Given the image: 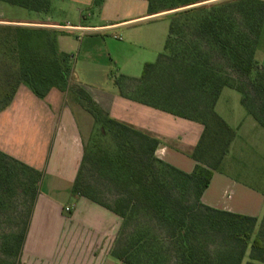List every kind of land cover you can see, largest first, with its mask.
Instances as JSON below:
<instances>
[{
	"label": "trees",
	"instance_id": "16d2710c",
	"mask_svg": "<svg viewBox=\"0 0 264 264\" xmlns=\"http://www.w3.org/2000/svg\"><path fill=\"white\" fill-rule=\"evenodd\" d=\"M146 1L149 2L150 14H157L208 0ZM104 2L94 0L93 5L100 10ZM250 2L246 4L253 7L254 3L251 5ZM0 3L39 15H48L52 6V0H0ZM258 3V10H247L253 13V17L245 22L247 32L239 28L236 30V21L231 18L228 22L225 15L218 12L200 15L194 23L201 36L208 39L212 46L210 49L199 43L177 44L175 40L178 37L176 28L180 29L188 20H192L190 15L198 13V8L171 14L166 45L157 61L147 63L139 78L119 74L114 80V86L121 96L204 126L200 142L190 155L197 162L192 173H186L157 157L161 140L113 119L95 102L76 81L74 56L60 51L56 30L0 26V35H4L0 36L4 38L0 57L6 56L5 59L13 61L17 77L15 82L7 81L4 91L6 99L0 112L9 107L20 86L26 85L40 99L57 89L66 93L67 100L71 101L72 98H68L71 91L77 100L82 101L85 111L96 124L91 152L98 155L102 173L114 183L118 200L112 206L81 188L87 151L85 146L72 193L76 197L90 199L122 219L116 246L112 250V257L117 261L123 264L243 263L258 218L209 207L202 202V196L210 186L214 172L221 169L237 135L236 130L216 111L223 90H236L248 114L264 128V66L256 58L264 24V2ZM244 5L240 12L246 11ZM181 18L184 19L183 24L178 20ZM216 52L249 80L255 89L254 92L250 91L252 94L247 85L236 84L225 73L222 62L216 64L213 56ZM71 82L75 85L71 86ZM0 156L34 175V185L37 182L41 184L43 172L2 152ZM39 185L26 192L30 201L27 204L25 229L16 239V264L20 263L32 208L40 192ZM190 205L192 212H195L193 216L185 213V208ZM153 221L158 223L160 229L156 230L150 225ZM261 224L262 233L253 238L251 261L246 264H264V218ZM129 226L134 227V232L126 242H122L121 235ZM206 230L224 233L230 242L239 244L240 251L229 249L230 253L225 258L212 256L208 246L197 238L199 231ZM0 264L12 263L0 261Z\"/></svg>",
	"mask_w": 264,
	"mask_h": 264
},
{
	"label": "crops",
	"instance_id": "0c3cea01",
	"mask_svg": "<svg viewBox=\"0 0 264 264\" xmlns=\"http://www.w3.org/2000/svg\"><path fill=\"white\" fill-rule=\"evenodd\" d=\"M70 1L81 10L92 11V15L81 11L77 26L41 22L42 15L31 24L46 23L47 28L56 30L60 51L70 55L74 51L67 38L75 35L79 57L84 52L87 61V67L78 72L75 67L76 81L113 119L161 140L158 158L186 173L194 172L197 162L190 155L200 142L204 126L125 98L114 81L98 83V65L91 62L99 45L106 48L122 74L139 78L144 66L156 62L163 53L172 13L150 14L146 0H105L100 10L94 7V0ZM123 34L128 41H123ZM256 58L264 66V24ZM216 111L237 135L202 202L218 210L259 218L264 210V191L247 179L260 182L262 178L257 168L264 164V128L248 114L234 89L223 90ZM82 118L87 121L86 111L68 102L66 93L53 89L40 99L26 85L20 86L9 107L0 112V152L44 174L20 264H115L111 252L122 219L72 193L90 127L87 121L84 129Z\"/></svg>",
	"mask_w": 264,
	"mask_h": 264
},
{
	"label": "rangeland",
	"instance_id": "374dc122",
	"mask_svg": "<svg viewBox=\"0 0 264 264\" xmlns=\"http://www.w3.org/2000/svg\"><path fill=\"white\" fill-rule=\"evenodd\" d=\"M246 2L248 3L250 2V0H208L193 6L184 7L175 11H169L173 14L192 8L199 9L198 13L190 15L192 20H188V22H186L185 24H183L184 19H178L180 20L179 22L183 24V26L180 29L176 28V30L178 31V37L175 39L177 41V44L188 45L190 43H199L202 47L204 46L206 49H210L212 46L208 43V39H204L201 36L200 30L194 23V21L197 20L200 15L209 14L212 11L225 15L227 21L232 18L234 21H236V30L239 28L241 31L247 32L248 28L246 27L245 22L248 18L251 19L253 17V13L249 11L256 9L258 10V2H264V0H253V7H249V4H246ZM252 2H250L251 5ZM243 4H245L244 8L246 9V11L249 10L247 11V13L246 11H239ZM81 11H83L84 14L88 17L92 15V11L87 9L81 10L78 5L73 4L70 0H52L50 13L48 15H42V17L39 19V14L35 12L17 6L0 3V26L49 29L47 28V26H45L46 23H38L34 25L31 24L35 23V21H37L38 19L41 22L49 21L51 23H56L62 26L68 25V22L70 23L69 25L72 24L74 26H77L81 23L82 20ZM176 24L177 23H175V25ZM8 33L12 35L10 32ZM83 34V32H79V35ZM168 34L169 28L167 30L166 39L168 38ZM128 39V36L126 34H123V41L126 42L128 41ZM2 40H4V38L1 39L0 37V48H2ZM67 41L69 42V46L71 47V49H73L74 51V65L78 72L80 69L87 67V65H85L87 61L83 58L85 57L84 52L82 53V55L80 54L79 57V43L75 35L72 34L71 36H69L67 38ZM213 56L215 58L216 64L222 62L225 73L228 74V76L236 84H242V86L247 85L249 92H254L255 89H253V87L250 85L249 80L242 77V75H240L235 69H233V67L229 64L228 61H226V59L224 60L222 56L218 55L217 52ZM94 57L95 59L91 60V62L98 65V83L104 85L111 84L119 74L123 73L118 66L111 62L110 54L106 50V48L104 49V47H100L98 45V52ZM5 58L0 57V107L3 105L6 99L4 91L5 88H7V81L13 80L15 82L17 79L15 75L16 72L15 70H13V68L15 67L13 65V61H11V59L9 60V58ZM74 85L75 84L71 82V86ZM252 92L250 93L252 94ZM68 98H72L71 101L68 100V102L78 105L79 110H85L82 101L77 100L75 95L72 94L71 91L68 93ZM86 116L87 121H89L90 127L85 134V147L87 151L85 166L81 176V180L83 182L81 188L85 189L94 197L112 206H115L116 201L118 200V193L114 188V183L111 182L110 177H106L102 173L101 166L98 165V155L95 156L91 152V146L93 141L95 140L97 127L92 116L87 112ZM87 121L85 118H82L84 129L87 126ZM110 142L113 143V140H110ZM257 170H259L262 175L260 182H254L251 179H247V181L249 184L258 188H262V191H264V164L258 167ZM34 178V175L32 176L29 171L24 170V168H21L19 165L6 160L5 158L3 159L0 156V196L2 197L0 199V261L16 264V261L18 260L16 253V239L25 229L27 221V209L29 205L28 202L30 201L29 199H27L26 192L31 191L33 188H37L39 185L38 182L36 185H34L35 183L32 182V179ZM40 189L41 184L39 185V190ZM185 213H188L189 216L195 215V212H192L191 210V205L185 208ZM263 218L264 210L258 218V224L254 229L253 238L262 233L261 223L263 221ZM150 225L152 227H155L156 230L160 229L156 221H153ZM133 232L134 227L129 226L125 229L124 234L121 235L120 240L122 242H126L131 237ZM161 234L163 235V233ZM197 238L200 242L208 246L209 253L212 254V256H220L222 258H225L230 253L228 252L229 249H235L236 252L240 251L239 244L230 242L227 235L222 232H219L217 234L211 232V230H206V232L199 231L197 233ZM253 238L250 240V243L246 249V254L244 256L242 264H246L247 262L251 261V244ZM116 240L113 243L112 250L116 246ZM114 262L115 264L118 263V261L116 260ZM119 264L123 263L119 262Z\"/></svg>",
	"mask_w": 264,
	"mask_h": 264
},
{
	"label": "built area",
	"instance_id": "2783aa9c",
	"mask_svg": "<svg viewBox=\"0 0 264 264\" xmlns=\"http://www.w3.org/2000/svg\"><path fill=\"white\" fill-rule=\"evenodd\" d=\"M66 211H67V212H70V211H71V208H69V207L66 208Z\"/></svg>",
	"mask_w": 264,
	"mask_h": 264
}]
</instances>
